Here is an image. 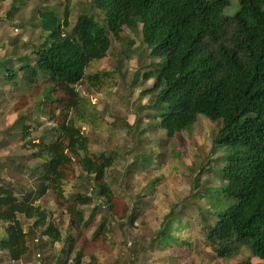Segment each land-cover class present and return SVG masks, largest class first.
Instances as JSON below:
<instances>
[{
    "label": "trees",
    "instance_id": "1",
    "mask_svg": "<svg viewBox=\"0 0 264 264\" xmlns=\"http://www.w3.org/2000/svg\"><path fill=\"white\" fill-rule=\"evenodd\" d=\"M92 1L97 12L78 17L72 39L81 47L93 40L105 53L113 41L133 47L137 34L158 59L142 79L154 82L134 104L128 144L116 149L106 139L108 150L97 154L94 145L103 139L88 128L100 124L79 87L100 89L104 78L87 76L84 55L69 38L3 45L0 104L22 72L42 75L46 92L17 103L16 118L0 131V151L18 143L22 153L18 162L0 157V223L7 235L0 252L7 263L37 251L41 264H147L152 256V264H167L166 253L185 252L186 232L194 228L198 246L210 250L205 263L264 264V0H239L233 16L224 15L231 0ZM14 3L9 18L25 0ZM41 8L40 29L53 38L61 16ZM140 83L135 76L131 88ZM34 110L47 121L32 118ZM206 120L210 150L189 172L190 194L149 226L141 220L149 196L158 193L170 154L182 157L173 147L177 136ZM28 162L37 164L29 180ZM48 196L56 214L41 205Z\"/></svg>",
    "mask_w": 264,
    "mask_h": 264
},
{
    "label": "rangeland",
    "instance_id": "2",
    "mask_svg": "<svg viewBox=\"0 0 264 264\" xmlns=\"http://www.w3.org/2000/svg\"><path fill=\"white\" fill-rule=\"evenodd\" d=\"M15 1H0V49L4 44L11 48V44L9 43L14 40H18L19 43L22 41L29 42L31 45H38L43 41H62L69 38L72 49L84 55L87 76H100L105 81L104 86L100 85V89H97L98 85L93 87L88 83L79 87L80 93L83 94L86 100L88 99L91 102V106L87 112L96 114H92V117L100 124L97 127L88 128L89 134L94 136V138L101 135L103 139L100 142L97 141L98 144L94 145V152L100 154L108 150L109 147L106 145V139H109L112 142L111 147L116 149L119 145L128 144L126 125L128 123L133 124L134 114L137 112L134 104L138 101L141 91L150 88L154 82L153 78H149L146 81L142 80L147 73L152 72L150 71L152 70L150 66L156 64L158 61L148 50L147 45H143L140 37L135 34L133 37V47L120 45L113 41L112 47L104 53L93 40H90L85 47H81L75 39H72L70 33L81 14L87 13L90 15L97 12L94 9V1L92 0H48L46 3H41L40 0H25L21 11L19 9L9 18L8 13L12 10ZM42 6L56 9L61 16L60 33L55 35V37L53 36V38L40 29L38 12L42 9ZM18 7L20 8L19 5ZM238 9L239 0H231V6L225 9L224 15L233 16ZM3 54L4 52L1 51V55ZM135 76L142 83H140L141 86L133 89L131 88V83ZM43 81L42 75L34 76L30 73L22 72L18 83L15 86L7 87V101L0 104V131L14 121L16 114L13 108L22 99H29L33 103L46 96V92L42 87ZM115 81L118 83L117 86L114 85ZM142 104H144V101L140 105ZM93 105L96 106V110L92 108ZM31 116L32 118H37L39 121H47V118L42 117L35 110L31 112ZM211 125L206 120L201 125L196 126L193 132L177 136L178 139L173 147L179 150L182 157L180 158L173 153L170 154L162 170L164 174L162 185L155 196H149V204L145 208L144 215L141 218L149 226L151 223L158 222L162 218L171 202H175L179 198H184L190 194L192 184L187 178L190 177V171L195 172V163L199 164L210 150L209 130L211 129ZM159 136L161 137L162 134ZM1 140H3L2 135ZM156 142L158 143V141ZM21 154L18 151V143L0 151V157L4 161L15 160L18 162ZM28 166L29 170L26 172V177L29 180L37 164L35 162H28ZM143 177V174L137 175V178H140V180H143ZM142 186L140 185L139 188ZM17 195L21 200H29L19 192ZM125 199L127 198L125 197ZM41 205L51 215L58 212L50 196L44 199ZM149 231V228H147L146 233L150 234ZM196 234L194 228L186 232L187 243L185 252L174 249L168 251L165 257L167 264L205 263V260L202 261V258L208 255L210 251L205 245L207 239L202 238L201 242L205 245L202 249L201 244L198 246ZM6 236L0 223V240ZM120 238H118L119 243ZM126 239L129 240L128 245L131 246L134 238L128 234ZM48 242L50 241L48 240ZM61 248L62 243H59L55 246L54 251H59ZM135 249L137 250V246ZM143 255L140 252L141 259ZM154 260V256L148 258L147 264H152ZM211 262L207 261L205 264H211ZM235 263V261H232L229 264ZM0 264H9L7 263L6 255H3L1 252ZM19 264H41L38 260V252L32 251L30 257ZM140 264H143L142 261Z\"/></svg>",
    "mask_w": 264,
    "mask_h": 264
}]
</instances>
